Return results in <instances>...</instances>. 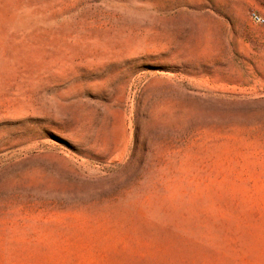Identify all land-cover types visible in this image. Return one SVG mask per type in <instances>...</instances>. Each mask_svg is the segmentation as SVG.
Segmentation results:
<instances>
[{"label":"rangeland","instance_id":"obj_1","mask_svg":"<svg viewBox=\"0 0 264 264\" xmlns=\"http://www.w3.org/2000/svg\"><path fill=\"white\" fill-rule=\"evenodd\" d=\"M0 264H264V0H0Z\"/></svg>","mask_w":264,"mask_h":264},{"label":"built area","instance_id":"obj_2","mask_svg":"<svg viewBox=\"0 0 264 264\" xmlns=\"http://www.w3.org/2000/svg\"><path fill=\"white\" fill-rule=\"evenodd\" d=\"M252 18L257 23H263V19L257 15H252Z\"/></svg>","mask_w":264,"mask_h":264}]
</instances>
